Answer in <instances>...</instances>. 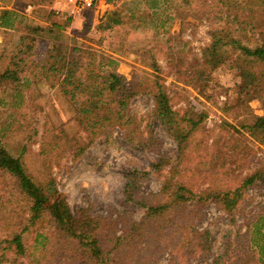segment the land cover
Listing matches in <instances>:
<instances>
[{"label": "rangeland", "instance_id": "obj_1", "mask_svg": "<svg viewBox=\"0 0 264 264\" xmlns=\"http://www.w3.org/2000/svg\"><path fill=\"white\" fill-rule=\"evenodd\" d=\"M186 1L191 2L186 4ZM247 1L252 0H119L114 5L98 0L93 9L69 18L63 32L67 46L93 54L96 63L102 61L103 70H113L124 79L126 86H136L140 92L131 99L129 109L136 117L145 145L130 143L125 139V131L116 128L97 138L77 160L68 155L50 161L47 156L49 165L45 167L49 169H46L37 155L43 136L78 133L73 114L75 106L68 104L44 82L34 89V107L31 102L20 104L16 99L17 92L5 90L0 93V124L14 122L21 125L25 136L30 138L24 155L28 171L39 179L50 174L56 180L58 190L66 196L72 213L88 209L91 217L115 221L117 235L121 232L118 219L121 214L127 213L135 224L138 223L146 210L126 201V185L139 178L137 195L153 196L152 202L161 200L164 196L157 194L177 156L176 144L153 115L154 100L150 92L154 89L153 84L158 82L168 93L173 110L192 108L205 115L204 133L198 137L203 136L204 143L192 153L188 149L190 157L179 162L177 178L189 184L195 194L207 191L213 184L223 190L239 187L246 175L264 165V146L244 131L237 134L233 128L238 130V122L247 113L264 116V95L256 97L253 89L240 94L239 75L228 64L214 70L210 78L192 84L186 69L202 66V55L211 43L214 28L226 25L235 36L256 39V35L248 31L237 33L239 24L230 23L231 17L225 24V12L228 10L241 17L249 8ZM61 2L16 0L14 7L17 6L24 15V20L20 32L14 33L11 41L3 44L0 36V52L13 50L19 33H29L26 25L48 27L52 22H65L68 17L56 15L54 11ZM230 2L231 6H224ZM11 3L12 0H0L3 7H9ZM27 6H31V11L25 13ZM113 10H119L124 23L115 29L97 31L103 16ZM242 42L247 44L244 39ZM47 44L46 40L37 41L35 60L44 58ZM90 57L85 59L89 62ZM24 84L25 81L20 82L19 91L26 96L28 90ZM2 89L4 86L1 85L0 91ZM224 142L228 149L222 152ZM234 153L248 156L242 159L239 168L228 173L218 172V168L210 170L209 166L222 160L223 154L231 156ZM161 159H167L169 164L155 170L152 164ZM205 159L211 162L205 163ZM205 171L213 174L202 175ZM195 201L188 208L197 213L196 217L180 220L177 213L165 217L160 233L163 236L154 245L149 263L264 264V186L260 182L255 181L243 192L231 212L223 210L213 199L202 202L199 208L195 207ZM46 227L41 230L43 234H48ZM8 230L0 227V256L3 254L6 260L0 264H9L13 258L10 250H1L6 246L1 243L7 238ZM50 238L44 241L45 250L36 243L34 250L30 248L33 256L30 261L41 262L45 257L48 260L43 264L53 260L55 264H69L67 256L73 254L60 251ZM26 242L32 244L31 238Z\"/></svg>", "mask_w": 264, "mask_h": 264}, {"label": "trees", "instance_id": "obj_2", "mask_svg": "<svg viewBox=\"0 0 264 264\" xmlns=\"http://www.w3.org/2000/svg\"><path fill=\"white\" fill-rule=\"evenodd\" d=\"M104 1L114 5L119 0ZM190 2L186 1V4ZM248 2L249 8L245 9L246 13L241 17L227 10L225 24L229 23L231 17L230 23L239 24L237 33L248 31L254 33L256 39L235 36L226 25L214 28L211 43L202 55V66L199 64L197 68L193 66L186 69V73L192 77L191 84L210 78L214 70L228 64L239 75L240 94L253 89L256 97L264 95V0ZM231 5V2L224 4L227 8ZM259 8L262 9L259 11L262 15L255 11ZM23 20L24 15L19 9L0 10V36L3 44L11 41L14 33L20 32ZM68 23L69 18L63 23L52 22L48 27L26 25L29 33H19L13 50L0 52V86H4L0 93L5 90L15 91L20 104L31 102L33 106L34 89L44 82L55 89L68 104L75 106L74 121L79 132L67 136H43V144L37 155L44 167L49 165L47 156L50 161L68 155L73 160L79 159L97 138L106 136L116 128L125 131V139L130 143L145 145V140L139 134V124L136 125V117L130 114L129 109L131 99L140 92L136 86H126L124 79L113 70H103L102 61L96 63L93 54L68 47L63 33ZM123 23L119 10H113L103 16L97 31L115 29ZM243 39L247 44L242 42ZM38 40L48 42L44 58L39 61L34 59ZM88 55L91 56L89 62L85 59L89 58ZM106 61L111 64L109 60ZM21 81H25L28 90L26 96L19 91ZM153 87L150 92L154 100L153 115L176 144L177 156L157 194L164 196L161 200L152 202L153 196H138L139 178L132 179L126 185V201L144 208L146 213L136 224L127 213L121 214L118 217L121 223L119 235L115 233V221L91 217L88 209L72 213L66 196L58 190L56 180L50 174L39 179L28 171L24 155L30 138L25 136L22 126L14 122L0 124V227L9 229L7 238L1 243L6 246L1 250L7 249L13 254L9 264H43L48 258H41V262L34 259L32 262L30 258L33 256L29 250L35 249V243L45 250L44 241L50 237L60 251L73 254L67 256L69 264H153L154 261L149 263V256L159 237L163 236L160 233L166 216L177 213L180 220L194 218L197 213L188 207L196 200L194 205L199 208L208 199H213L223 210L231 212L243 192L255 181L264 186V165L246 175L234 190H223L213 184L207 191L195 194L189 184L177 178L179 162L188 159L189 153L204 143L203 136L201 139L198 137L204 133L202 122L205 115L194 112L192 108L173 110L164 86L155 82ZM238 127V130L233 128L237 134L244 131L264 146V116L247 113L238 122ZM7 133L11 135L7 136ZM227 149V143L224 142L222 152ZM247 157L244 153L231 156L223 154L222 160L209 168H218V172L223 170L228 173L239 168L242 159ZM204 162L209 164L211 160L205 159ZM168 164L167 159H161L152 167L160 170ZM212 174L210 171L202 173L206 176ZM44 226H47L48 234L41 232ZM29 238L32 244H27ZM5 262L2 254L0 263ZM46 264L55 263L53 260Z\"/></svg>", "mask_w": 264, "mask_h": 264}, {"label": "built area", "instance_id": "obj_3", "mask_svg": "<svg viewBox=\"0 0 264 264\" xmlns=\"http://www.w3.org/2000/svg\"><path fill=\"white\" fill-rule=\"evenodd\" d=\"M98 0H62L55 8L56 15H63L68 18L80 16L83 12L93 9ZM31 11V6H27L25 13Z\"/></svg>", "mask_w": 264, "mask_h": 264}, {"label": "crops", "instance_id": "obj_4", "mask_svg": "<svg viewBox=\"0 0 264 264\" xmlns=\"http://www.w3.org/2000/svg\"><path fill=\"white\" fill-rule=\"evenodd\" d=\"M15 1L16 0H12V3H11V5L9 6V7H3V6H0V10H3V9H9V10H11V9H17L16 7H14L15 6ZM61 16H63V15H61ZM64 17V16H63ZM66 17V16H65Z\"/></svg>", "mask_w": 264, "mask_h": 264}]
</instances>
